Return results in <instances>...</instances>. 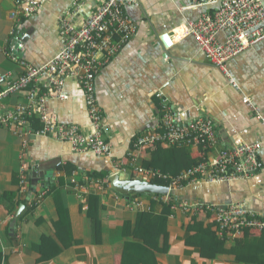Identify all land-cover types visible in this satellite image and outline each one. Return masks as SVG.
Wrapping results in <instances>:
<instances>
[{
    "label": "crops",
    "instance_id": "crops-1",
    "mask_svg": "<svg viewBox=\"0 0 264 264\" xmlns=\"http://www.w3.org/2000/svg\"><path fill=\"white\" fill-rule=\"evenodd\" d=\"M77 1L47 0L34 15L20 19L13 16L15 0H0V73H11L13 77L23 73L19 64L6 55L10 32L18 24L23 45L19 57L35 67L54 58L62 47L59 21ZM80 2L83 7L73 18L78 26L91 6L87 1ZM217 5L218 0L196 7L187 0H136L125 8L137 32L95 78V96L110 146L108 156L74 152L65 142L34 134V127H29L32 131L24 148L22 137L0 126L1 264H123L122 253L130 243L140 245L146 236L155 234L159 210L150 209L151 199L138 197L141 207L133 209L134 200L115 196L102 181L108 180L114 170L129 178L137 177L134 169L141 166L143 158L131 163L129 154L138 135L157 128V94L172 106L179 124L200 118L212 121L217 149L259 144L262 168L255 176L234 182H194L173 191V197L218 207L241 203L264 215V40L228 62V75L239 87L234 90L186 33L190 21ZM165 33L171 40L169 48L160 39ZM217 40L223 42L225 34H218ZM63 92L65 100L46 101L49 111L59 122L76 125L88 133L90 120L81 86L67 80ZM26 102L25 91L12 94L0 100V110L7 113ZM188 153L189 158L182 150L173 152L179 162L199 156L195 149L189 148ZM22 165L27 170L25 193L19 188ZM89 175L103 178L89 181ZM72 182L84 183L71 187ZM42 187L51 190L37 205L36 192ZM89 193L98 194L101 207L95 231L86 216ZM22 201L24 204H18ZM20 205L23 209L16 216ZM191 217L189 212L174 210L167 222L168 249L155 254V264H252L235 263L215 249L207 251L204 244L199 248L188 245L187 237L202 240L197 231L188 229ZM198 220L212 223L213 216L199 213ZM249 232L253 237L260 236L256 230ZM238 243H243L242 237Z\"/></svg>",
    "mask_w": 264,
    "mask_h": 264
},
{
    "label": "built area",
    "instance_id": "built-area-1",
    "mask_svg": "<svg viewBox=\"0 0 264 264\" xmlns=\"http://www.w3.org/2000/svg\"><path fill=\"white\" fill-rule=\"evenodd\" d=\"M46 1L15 0L16 12L13 16L28 18ZM80 1L75 2L71 12L60 19L62 47L54 58L42 66H32L18 56L23 47L18 32L19 24L11 30L6 55L19 64L23 73L17 77H13L11 73H0V100L25 91L27 102L7 113L0 110V126L22 137L23 147L27 148V136L32 131L29 127L34 118L40 125L38 130H34V134L65 142L77 153L91 152L104 157L110 154V146L105 139L106 128L95 96V78L99 70L117 56L136 34V23L125 13V8L136 3V0H82L91 6L83 23L78 26L73 18L75 12L83 7ZM213 1L215 0H187L193 7ZM186 33L195 40L200 52L211 64L227 77L232 88L238 90V84L228 75L227 64L264 40V4L262 0H218L213 12L204 13L188 23ZM220 33L225 34L223 42L217 40ZM67 80L76 81L82 88L90 120L88 133H84L76 125L59 122L46 106L48 99L67 98L63 92ZM157 98L160 101L157 128L137 136L129 154L130 162L135 163L139 152L156 144L190 148L203 145L205 149L201 154L204 159L177 176L162 175L158 170L136 166L134 171L137 177L150 182L156 177L166 180L170 184L169 191L173 192L194 182L222 183L249 179L261 170L259 144H239L232 148L217 149L215 125L212 121L200 118L179 124L175 121L172 106L163 95L157 94ZM213 149L215 153L211 155ZM26 177L27 170L22 165L19 173L21 193L27 190ZM102 183L106 190H110L108 180ZM50 190L49 187H42L36 192L37 205ZM170 196H159L158 201L167 203L171 200ZM137 199L133 201V209L141 207ZM172 209L210 213L217 224V236L229 241L240 238L244 230L264 232V215L246 209L241 203L218 207L202 201H180Z\"/></svg>",
    "mask_w": 264,
    "mask_h": 264
},
{
    "label": "trees",
    "instance_id": "trees-1",
    "mask_svg": "<svg viewBox=\"0 0 264 264\" xmlns=\"http://www.w3.org/2000/svg\"><path fill=\"white\" fill-rule=\"evenodd\" d=\"M31 127L36 130L39 122L32 118L31 119ZM160 146H164V148L159 149ZM156 147V152L149 154V150ZM189 148L190 147H174L170 145H162L156 144L151 148H145L141 152L138 153L139 157L143 158L142 164L140 167L144 169H152L158 170L160 174H169L171 176H177L182 171L188 170L193 166H196L200 162L203 161L202 151L205 147L203 145H198L195 149L199 154L197 158L187 160L183 162H179L175 157L173 152H177V150H182L183 153L188 155L189 158ZM191 151V150H190ZM149 154L148 157L144 155ZM189 160V159H188ZM103 178V176L98 175H89L88 180L93 181V179ZM151 182L160 185L169 187V182L163 180L161 178H154ZM84 182H72L71 187L75 186V184H83ZM107 182L104 183L106 185ZM151 199L150 201V209L153 211L159 210L157 223H156V232L154 235L146 236L143 241H141L140 245L130 243L128 245V249L122 253V263L123 264H155L154 256L157 253L166 252L168 249V232H167V222L170 216H172L174 209L172 206L178 203V199L171 197V200L167 203L159 202V196H146ZM99 196L98 194H88V208L86 210V216L92 222L93 230H96V226L99 222L98 211L101 208L99 206ZM18 204H24V201L19 202ZM92 206V207H91ZM37 207V206H34ZM192 217V224L189 225L188 229L192 231H197L202 238L201 242L198 241L197 238L187 237L186 243L188 245L199 248L202 244L206 246V250L210 251L215 249L219 251L223 256H229L233 258L235 263H252V264H264V252L261 250V247L264 248V232H260L259 237H253V235L249 231L253 230H244L240 237L243 238V243L239 244L238 239L234 240H226L217 236V224L213 220V222L204 224L203 221L198 220V214L203 213L201 211L189 210ZM199 212V213H198ZM208 213V212H205ZM210 214V213H209ZM145 235L148 234V231L144 230ZM46 239L42 240L45 242ZM232 242V243H229ZM39 246L38 248H40ZM2 263L1 255H0V264Z\"/></svg>",
    "mask_w": 264,
    "mask_h": 264
},
{
    "label": "water",
    "instance_id": "water-1",
    "mask_svg": "<svg viewBox=\"0 0 264 264\" xmlns=\"http://www.w3.org/2000/svg\"><path fill=\"white\" fill-rule=\"evenodd\" d=\"M160 39L165 48L171 46V40L167 33L163 34ZM108 183L111 192L115 196L123 198L126 201L135 200L142 196L165 197L171 195L173 197L172 192H170L169 188L166 186L157 185L140 177L129 178L124 173H119L117 170L110 172ZM177 201L180 202L181 200ZM22 209L23 205H20L16 216L19 215Z\"/></svg>",
    "mask_w": 264,
    "mask_h": 264
},
{
    "label": "rangeland",
    "instance_id": "rangeland-1",
    "mask_svg": "<svg viewBox=\"0 0 264 264\" xmlns=\"http://www.w3.org/2000/svg\"><path fill=\"white\" fill-rule=\"evenodd\" d=\"M214 10H215V9H214ZM214 10H213V11H214ZM213 11H211V12H213ZM211 12H204V13H211ZM204 13H202V14H204ZM202 14H201V15H202Z\"/></svg>",
    "mask_w": 264,
    "mask_h": 264
}]
</instances>
